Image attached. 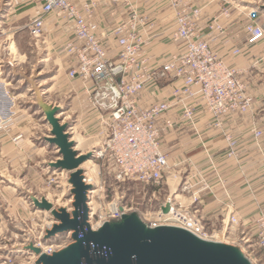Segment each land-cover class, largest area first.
<instances>
[{
  "label": "crops",
  "instance_id": "1",
  "mask_svg": "<svg viewBox=\"0 0 264 264\" xmlns=\"http://www.w3.org/2000/svg\"><path fill=\"white\" fill-rule=\"evenodd\" d=\"M178 1L182 7L202 9L199 27L204 38L208 37L211 24L218 23L221 26L214 38L209 37L218 57L229 66L243 70L245 80H264V35L251 41L247 30L248 13L251 9L259 10L264 0ZM76 3L80 8L85 4L96 5L92 19L98 26V33L102 34L108 56L113 60L119 54L113 32L116 27L132 19L133 11L139 21L143 19L140 30L147 46L150 65L157 67L163 64L177 49L171 35L176 10L180 5L175 6L173 0H131L130 7L117 0H76ZM41 4L42 0H0V17L13 19L16 25L26 18L32 21L39 13ZM255 23L264 26L263 11H260ZM70 41L82 45L75 39L73 21L64 20L55 14L47 15L39 42L45 48L46 59H52L56 67L54 74L48 75L50 87L45 88L43 94L56 96L52 101L49 98L48 105L62 107L66 119L74 116V125L69 131L75 134L73 140L77 142L76 149L83 153H95L105 142L103 115L88 102V90L92 83L85 82L81 77L68 76V71L79 63L77 56L67 51ZM176 83L179 81H164L158 86H148L140 95V105L149 107L152 102L170 101L172 87ZM248 85L252 89V84ZM195 105V116L191 120L183 117V107L179 104L159 119L160 126L165 125V117L173 121V126L166 127L160 134L169 170L164 171L166 178L160 184L141 187L138 191L144 202L141 206L155 208L167 200L191 206L192 197L179 192L180 178L177 177L206 175L210 188L202 192L199 201L194 204L193 212L203 217L206 231L213 240L225 239L224 243L236 246L240 245V238L245 235L255 242L250 245L255 247L258 244L256 220L259 213L264 211V136L258 139L251 134L255 129H260L259 121L242 118L239 114H228L221 117V125L218 126L216 118L204 105L200 102H195ZM23 122L18 118L7 135H0L2 155L10 161L11 174L17 171L19 160L26 159L27 177L37 176L39 171L44 172V177L48 173L54 175L52 172L56 170H50L45 162L47 159H58L57 148L47 142L41 143V136H36L39 132L32 120L26 119L25 125L21 124ZM41 128L48 133L44 134L45 137L49 136L51 126L43 124ZM226 134H230L237 144L236 158L227 155ZM260 143L262 146L258 147ZM53 153L55 156L52 158ZM99 159L95 157V160ZM214 171L218 178L213 174ZM14 185L17 187H5L4 190L10 194V200L14 199L18 204L20 187L17 183ZM163 196L167 197L162 200ZM231 216L237 217L238 226L231 227Z\"/></svg>",
  "mask_w": 264,
  "mask_h": 264
},
{
  "label": "built area",
  "instance_id": "2",
  "mask_svg": "<svg viewBox=\"0 0 264 264\" xmlns=\"http://www.w3.org/2000/svg\"><path fill=\"white\" fill-rule=\"evenodd\" d=\"M130 7L131 0H117ZM179 6L178 0H173ZM93 4H85L80 8L76 0H42L39 13L29 24L31 33L42 36L46 16L55 14L64 20L74 23L75 39L82 42L76 45L75 41L67 43V51L78 58L77 67L68 71L70 78L81 77L85 82H91L88 90L89 104L103 115V133L107 134L103 146L100 148V159H111L114 163L115 180L120 183L129 181L152 182L160 184L163 172L168 168V157L161 147L160 134L166 127H172L173 121L165 117V125L160 126L158 121L175 105L183 107V117L191 120L195 116V102L204 105L216 118V125H221V117L228 114H243L251 111L253 98L248 85L244 82V71L231 67L213 51L210 38L221 30L218 23L209 26L208 37L204 38L200 23L202 9L195 6H179L176 10L174 29L171 35L172 42L177 49L170 58L157 67H151L147 50L142 45L143 37L140 30L141 21L135 11L132 19L115 28L114 35L118 37V58L111 59L98 35V26L92 17L95 9ZM227 13V10H224ZM260 17V10L251 9L248 13L249 24L247 30L251 41L264 35V26L255 21ZM121 34V35H119ZM237 52V51H236ZM242 74V75H241ZM162 81L179 83L173 85L170 101L152 102L149 107L140 105V95L148 86H158ZM17 101L5 80L0 78V128L5 126L15 115ZM264 134L261 129L254 130V136L260 139ZM228 157L238 156L237 144L230 134H226ZM97 154L95 152L96 159ZM86 183L94 185L89 193L90 225L99 229L107 221H119L124 214L136 212L141 219L146 213L138 212L126 202V197H115L111 202L104 204L103 200L109 197L107 187H99L94 180L85 174ZM193 181L189 178L181 187V192H192ZM208 188V187H206ZM205 189V187H202ZM193 193V202L199 200L197 193ZM73 200L74 197L72 196ZM100 199L105 205L97 215L98 219L92 222L94 215V201ZM103 198V200L101 199ZM122 199V200H121ZM120 201V202H119ZM170 202V210L164 213L162 208ZM69 211L71 209L68 208ZM153 215L147 222L150 227L160 225H175L185 228L204 239L213 240L206 231L203 217L191 212L190 207L175 200L159 203L153 209ZM231 227L238 225L237 217L231 216ZM54 224V223H53ZM52 224V225H53ZM258 246L264 250V214L257 219ZM50 226V228L52 227ZM62 243L55 239L43 241L41 254L52 255L72 243V233L66 234ZM247 245L249 239L242 238ZM44 240V239H43ZM242 244H240L241 246ZM243 247V248H242ZM245 251L244 246H241ZM30 250V249H29ZM29 251L27 250V253ZM246 257L252 261L249 252ZM32 264H37L39 255L34 254ZM7 257L0 259V264H14Z\"/></svg>",
  "mask_w": 264,
  "mask_h": 264
},
{
  "label": "rangeland",
  "instance_id": "3",
  "mask_svg": "<svg viewBox=\"0 0 264 264\" xmlns=\"http://www.w3.org/2000/svg\"><path fill=\"white\" fill-rule=\"evenodd\" d=\"M20 23H23V25H18ZM30 23L31 21L29 18L19 21L16 25L15 20L9 18L2 19L0 17V78L7 82L8 87L12 90V93L17 101L15 115L5 124V126L0 128V135H7L12 130L11 125L18 118L24 122L27 119L34 122V125L39 132V135L36 136H41L40 141L41 143H44L46 142L44 134L48 133L44 130L42 131L43 128H41V126H43V124L49 125V123L46 122L44 110L45 107L49 106V98L51 100L56 98V96H52L51 93L43 94V92L45 88L47 89L50 87L51 82H49L48 75L51 76L54 74L56 66L52 59H46L45 48L42 43L39 42L40 37L31 33L29 29ZM17 27L18 30H16ZM98 35L102 38L101 33ZM116 39H118L117 36ZM142 45L144 49H146L147 46L144 39L142 41ZM151 67L154 68L155 66L151 65ZM48 71L50 74H48ZM244 74L245 73H243V75ZM244 82H246L247 85L252 84L253 86L252 89L250 88L248 90L251 93L254 103L250 112H254H248L250 114L249 117L247 116L248 113L239 115L248 120L257 119L256 121H259L260 129L264 131V80L253 81L244 79ZM60 117L64 120V122H70L72 126L74 125V116L66 119V117L61 113ZM24 122L21 124L25 125ZM251 134L254 135V132ZM74 135L75 134H72V136ZM106 136L107 134L105 133V140L107 139ZM261 144L262 143H260L258 147H261ZM1 148L3 147L0 145V259L9 257L14 261V264H32L34 256L33 251L29 250V247L38 246V243L43 242V239L46 237L47 230L50 229V226L54 222L51 221L50 212L38 210L31 203L30 198L31 196H36L40 199L45 197L53 203L56 209L69 208L72 211V203L74 200L71 192L72 187L68 183L70 172L56 170L57 172H52L54 175L48 173L45 174L44 177V172L39 171L37 173L38 175L36 174L37 176L27 177L25 173L27 169V161L26 159H22L19 160V167L17 171H15V174L12 175L10 170V161L4 158L5 156L2 155ZM6 150L9 149L6 148ZM54 156V153L51 154L52 158ZM51 161L55 160L47 159L45 163H49ZM81 168L87 176L94 180V183L99 185V187H107L109 197L106 200L101 198L104 204H107L108 201L111 202L116 196H127L125 199L130 206H133L135 209H140L138 212L146 213L144 217L147 219L152 217L154 208H150V206L147 207V205L144 207L141 206L144 202L138 191L141 187H150V185H153L154 183L135 180L129 181L128 183L117 182L113 174L114 163L111 159L109 160L104 158L91 160V162L88 161L84 163ZM168 168L166 170H169ZM213 174L216 178H218L215 171ZM165 178L166 176L163 172L161 182ZM179 178L180 184L178 190L180 193L192 197V204L188 207H190L191 212H193L195 211L194 204L199 201L193 202V193L200 190V192L196 194L199 198L202 192L209 190L210 181L207 176L203 174L193 176L185 175L182 178L177 177V179ZM187 178L193 181V191L189 193L181 192V187L184 185ZM15 183H17L18 187H20L18 191V204L15 203L14 199L10 200V194H7L5 192L6 190H4L9 187H17L14 185ZM202 187H205V189H202ZM120 197L117 200H120ZM166 197L167 196H163L162 200ZM96 200V202L94 201V211L97 214L94 215L92 220L94 224L98 219L97 215L105 207V205L100 202L99 198ZM260 214H264V211H261L259 216ZM147 219L142 220L147 222ZM256 228L258 229V227ZM243 236L245 237V235ZM66 238V234H64L58 236L55 240L63 243ZM242 238L243 237L240 238L239 242L242 244L241 246H244L245 251L249 252L251 255V262L253 264H264V250L261 249L258 244H256L255 247L250 246L255 243L252 239L249 240L245 246V241ZM220 240L221 242H225V239ZM236 246H238L243 253L245 252L242 250L243 247L241 248V246L237 244ZM19 250H24L25 252H19ZM27 250L29 251L28 253Z\"/></svg>",
  "mask_w": 264,
  "mask_h": 264
},
{
  "label": "water",
  "instance_id": "4",
  "mask_svg": "<svg viewBox=\"0 0 264 264\" xmlns=\"http://www.w3.org/2000/svg\"><path fill=\"white\" fill-rule=\"evenodd\" d=\"M259 10L264 12V5ZM63 111L59 105L44 110L46 122L51 126L45 141L58 150V159L46 166L53 171L70 172L73 210L56 209L45 197L30 199L37 209L54 208L51 213L54 224L47 230L44 242L70 232L73 241L52 255L41 254L40 248L30 246L39 255L37 264H253L235 245L204 239L175 225L150 227L136 212L93 229L88 202L95 186L85 182L81 166L95 160V153L76 149L77 142L69 131L72 124L59 117ZM162 210L168 213L170 202Z\"/></svg>",
  "mask_w": 264,
  "mask_h": 264
},
{
  "label": "bare ground",
  "instance_id": "5",
  "mask_svg": "<svg viewBox=\"0 0 264 264\" xmlns=\"http://www.w3.org/2000/svg\"><path fill=\"white\" fill-rule=\"evenodd\" d=\"M76 146H77V145H76ZM96 153H98V154H97V157H98V158H101V156L103 155L102 152H101V149H100V150H97ZM89 162H91V161H89ZM83 165H84V164H83ZM83 165H82V166H83ZM60 171H61V170H60ZM56 172H57V171H56ZM67 172H68V171H67ZM53 209H54V208H50V209H39V210L47 211V212H50V214H51V213L53 212ZM58 236H60V234H57L53 239H56V237H58ZM39 244L45 245V243H43V242H40ZM36 247L40 248V251L42 250V249H41V248H42L41 245H38V246H36ZM20 251H21V252H22V251L25 252L24 250H19V252H20ZM34 254H36V253H34ZM36 255H37V254H36Z\"/></svg>",
  "mask_w": 264,
  "mask_h": 264
}]
</instances>
